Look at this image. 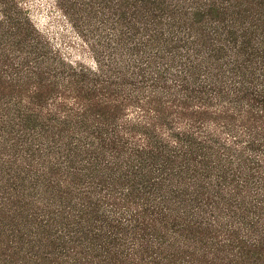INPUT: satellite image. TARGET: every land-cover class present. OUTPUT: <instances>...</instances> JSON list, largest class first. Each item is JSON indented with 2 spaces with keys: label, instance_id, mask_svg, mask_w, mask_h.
I'll list each match as a JSON object with an SVG mask.
<instances>
[{
  "label": "trees",
  "instance_id": "1",
  "mask_svg": "<svg viewBox=\"0 0 264 264\" xmlns=\"http://www.w3.org/2000/svg\"><path fill=\"white\" fill-rule=\"evenodd\" d=\"M93 59L0 0V264H264V0H52Z\"/></svg>",
  "mask_w": 264,
  "mask_h": 264
},
{
  "label": "rangeland",
  "instance_id": "2",
  "mask_svg": "<svg viewBox=\"0 0 264 264\" xmlns=\"http://www.w3.org/2000/svg\"><path fill=\"white\" fill-rule=\"evenodd\" d=\"M30 8L34 21L39 28L45 30L55 38L63 51L74 60L93 64L89 51L82 47V43L74 33L70 24L57 11L52 0H25Z\"/></svg>",
  "mask_w": 264,
  "mask_h": 264
}]
</instances>
